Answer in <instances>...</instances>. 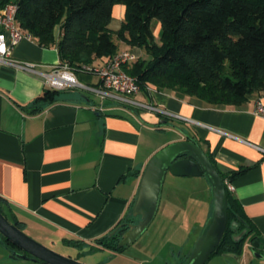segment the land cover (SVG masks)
I'll use <instances>...</instances> for the list:
<instances>
[{"label": "crops", "instance_id": "obj_1", "mask_svg": "<svg viewBox=\"0 0 264 264\" xmlns=\"http://www.w3.org/2000/svg\"><path fill=\"white\" fill-rule=\"evenodd\" d=\"M113 15L122 19L124 6L114 5ZM54 36H61L59 26ZM11 55L35 63L40 71L60 61L55 45L40 46L32 38H22ZM77 78L84 86H97L92 74L79 73ZM47 88L37 73L0 64V198L9 219L23 231L42 243L76 249V259L84 247H94L88 254L107 249L94 242L128 223L148 159L187 135L233 185L230 194L256 237L245 242L238 259L224 253L206 264H264V120L253 111L264 93L226 106L150 86L147 94L133 96L158 108L147 110L76 88L32 112V101ZM155 131L168 136L153 141ZM210 204L211 195L208 209ZM0 247L6 250L1 237ZM0 264L45 263L6 259L0 253Z\"/></svg>", "mask_w": 264, "mask_h": 264}, {"label": "trees", "instance_id": "obj_2", "mask_svg": "<svg viewBox=\"0 0 264 264\" xmlns=\"http://www.w3.org/2000/svg\"><path fill=\"white\" fill-rule=\"evenodd\" d=\"M16 1L18 24L40 46L55 45L60 61L69 66L102 63L121 49V42L148 56L123 65L136 78L142 93L147 94V87L154 86L226 106L240 105L249 95L264 93V0ZM116 4L124 6V15L120 28L113 31L109 23ZM153 20L160 25L158 38L152 31ZM56 26L61 29L57 40ZM63 93L66 90L45 89L32 101L31 111H41ZM226 193V228L207 261L224 253L239 256L245 242L256 239L238 201L227 188ZM0 212L19 227V222L9 219L1 198ZM232 223H237L236 230ZM120 227L112 235L96 239V243L121 252L125 247L117 243L126 224ZM243 229L242 237L234 240ZM0 237L3 246L15 248Z\"/></svg>", "mask_w": 264, "mask_h": 264}, {"label": "water", "instance_id": "obj_3", "mask_svg": "<svg viewBox=\"0 0 264 264\" xmlns=\"http://www.w3.org/2000/svg\"><path fill=\"white\" fill-rule=\"evenodd\" d=\"M167 172L182 177L204 176L210 187L211 213L184 263L205 264L219 244L226 228L227 193L224 181L216 167L199 143L187 135H185V139L173 141L161 147L146 162L140 174L131 207L132 216H138L139 221L127 224V229L121 234L117 246L132 245L153 221L159 208L162 185ZM236 227L237 223H232L234 230ZM116 230L109 235L115 233ZM243 233L244 231L235 235L234 240L241 238ZM0 235L15 247L12 249L4 245L10 258L30 259L45 264H85L69 256H64L33 239L15 223L10 222L7 216L1 212ZM226 254L238 259V255L234 253ZM255 254L262 257L259 252H255Z\"/></svg>", "mask_w": 264, "mask_h": 264}, {"label": "rangeland", "instance_id": "obj_4", "mask_svg": "<svg viewBox=\"0 0 264 264\" xmlns=\"http://www.w3.org/2000/svg\"><path fill=\"white\" fill-rule=\"evenodd\" d=\"M115 11L116 9H114V13ZM121 20L113 15L109 28L117 31L121 26ZM152 31L154 36L158 38L160 25L156 20L152 22ZM114 40L117 41L115 37ZM119 44L120 47L132 50L137 58L139 56L148 58L137 47H130L125 43L121 44V42ZM167 136L168 134L155 131L153 141L162 142ZM195 177H182L172 175L170 172L166 173L162 185L159 208L153 221L132 245L125 247L121 252L103 249L95 250L93 253L88 254V250L94 247L89 249L84 247L79 250L83 253L79 256L80 259H76L72 257L78 253L74 248H62L51 243H42L29 236L54 251L64 256L70 254L71 256L69 257L85 264H184L206 219L209 217L207 210H211V204L208 209L211 194L210 188H206L209 187L207 180L204 176ZM181 204L183 205L182 209L180 207ZM138 221V216H132L128 223H137ZM128 223H124L126 224V229ZM94 245L100 246L96 241ZM0 250L1 255L5 254L6 259H9L7 250L2 247H0ZM13 260L21 261L27 259L13 258Z\"/></svg>", "mask_w": 264, "mask_h": 264}, {"label": "built area", "instance_id": "obj_5", "mask_svg": "<svg viewBox=\"0 0 264 264\" xmlns=\"http://www.w3.org/2000/svg\"><path fill=\"white\" fill-rule=\"evenodd\" d=\"M17 1L0 0V64L22 68L40 75L48 88L54 90H66L87 88L94 91L101 99L110 98L119 103L135 106L147 110H158L148 102L133 98L140 92V87L134 76L126 73L122 66L128 65L137 59L132 50L122 48L102 63L82 64L69 66L59 61L51 66L48 71L36 69V64L27 61H18L11 55L13 47L22 38L31 39L17 22ZM79 73H87L96 76L97 86L89 87L82 85L77 78ZM150 88L147 87V90ZM254 113L264 120V99L259 97L255 100ZM258 149H261L260 147ZM264 152V149H261ZM225 187L229 192L234 190L233 185L224 180Z\"/></svg>", "mask_w": 264, "mask_h": 264}, {"label": "flooded vegetation", "instance_id": "obj_6", "mask_svg": "<svg viewBox=\"0 0 264 264\" xmlns=\"http://www.w3.org/2000/svg\"><path fill=\"white\" fill-rule=\"evenodd\" d=\"M120 228H121V227H120ZM242 231H244V233H245V231H246V230H245V229H243ZM242 231H241V232H242ZM244 233H243V234H244ZM219 255H221V254H219Z\"/></svg>", "mask_w": 264, "mask_h": 264}]
</instances>
